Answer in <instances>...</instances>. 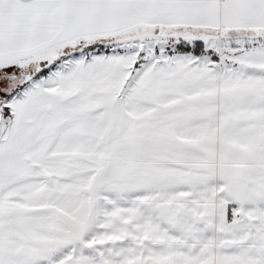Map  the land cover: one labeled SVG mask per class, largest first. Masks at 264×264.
Returning a JSON list of instances; mask_svg holds the SVG:
<instances>
[{
    "label": "snow or ice",
    "instance_id": "1",
    "mask_svg": "<svg viewBox=\"0 0 264 264\" xmlns=\"http://www.w3.org/2000/svg\"><path fill=\"white\" fill-rule=\"evenodd\" d=\"M0 264H264V0H0Z\"/></svg>",
    "mask_w": 264,
    "mask_h": 264
}]
</instances>
